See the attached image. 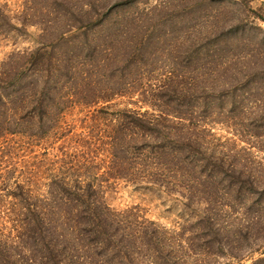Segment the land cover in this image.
<instances>
[{"label":"rangeland","instance_id":"rangeland-1","mask_svg":"<svg viewBox=\"0 0 264 264\" xmlns=\"http://www.w3.org/2000/svg\"><path fill=\"white\" fill-rule=\"evenodd\" d=\"M89 16L105 22L91 27ZM20 50L61 64L56 102L75 103L61 105L56 128L33 106L9 128L0 109V240L13 242L17 260L9 264H166L151 263L154 248L137 242L143 253L112 256L110 240L96 236L100 209L136 231L157 223L163 251L180 264L263 256L264 0H0V61ZM150 119L174 131L183 123L188 137L139 147ZM61 177L89 196L92 224L78 219L82 200L51 194ZM17 183L26 202L10 196ZM12 202L52 211L50 224L11 221Z\"/></svg>","mask_w":264,"mask_h":264},{"label":"trees","instance_id":"trees-1","mask_svg":"<svg viewBox=\"0 0 264 264\" xmlns=\"http://www.w3.org/2000/svg\"><path fill=\"white\" fill-rule=\"evenodd\" d=\"M104 16L99 18L89 16L87 18L88 24L91 25V27L102 25L105 22L103 20ZM39 57H42V55L39 54V50H20L12 52L5 60L0 61V109H4V116L6 115L5 121L8 122L9 128L19 125L18 123L12 125L15 123L14 118L18 115L19 111L28 112L30 106H33V108L38 107V110L42 109L38 113L41 118L45 117L43 113L53 115L52 120H55L54 128H56L55 126L59 120L57 117L60 116V113L62 112L61 105L68 108L71 103H75L70 95L63 96L61 104L56 102V89L60 86L58 71L63 69V67L61 64L39 60ZM58 100L60 99L58 98ZM106 100H109V98ZM168 115L170 114L167 113V116ZM138 117L143 121L140 116ZM165 118L169 121V117ZM145 127L148 130V138H150V141L147 139L139 141V143L136 144L139 147L142 146L145 148L146 146L148 148V146L154 145L155 143L162 146H170L171 144L166 143L167 140H174V142L182 141L183 144L185 138L188 137L187 134L184 133V130H182L184 127L183 123L178 124L177 129L174 131V128H171L170 125L167 126V124H163L159 120L150 119L145 121ZM10 132L16 133V131L12 129H10ZM120 142H122V140L115 139V141L110 143L108 151L115 149ZM79 145L82 147H89L91 141L83 140L80 141ZM89 151H91V153L93 152L90 147ZM70 169L72 168H68L69 172ZM60 180L61 185L56 183L57 187L50 184L51 188H54L53 190L51 189V194L54 195L55 192L60 194L61 197H63L65 205H71L73 204V201L79 202L80 200L83 201L82 206L88 204L89 200H83L82 198L83 195L85 198L89 197L84 190L81 193L78 191L73 192L71 186L65 184L67 182L64 177H61ZM74 182H76V185L74 186L79 185V182ZM48 185L49 183L47 186ZM11 195L14 197V200H24L25 202L26 200H29L28 195L25 194V186L23 184L17 183L16 189L10 191V196ZM24 196H26V198ZM73 196H75V198H73ZM84 206L79 209L78 219H81V217L84 216L83 218H86V223L92 224V213ZM88 208L92 209L91 206ZM95 208L97 209L96 206ZM8 209L10 213L6 212V216H10L9 219L14 222L17 221L30 226L32 224L49 225L51 221L52 211L48 212L47 210V213H43V211H40L33 202L29 203L24 212L20 210L16 202H12ZM100 210L102 211L99 214L100 217L98 224H96V236L99 237L98 234H102L110 240V248L111 246L115 247L114 252L111 253L112 256L120 257L121 253H123L126 258H132L138 253H143L142 251L144 249L137 250L132 246V244L137 242L141 245V248L145 247L146 244V246L149 247V251L152 247L154 248L155 252H151L152 254L148 255L150 257L149 259H151V263L157 262V260H160L159 258L164 257L163 260L166 264L169 262H171L170 264H180L177 262L178 258L172 257L173 251H169L168 249L163 251V247H161L163 242L161 236L163 235L164 229L161 230L160 226H155L154 228L150 226L158 225L157 223L155 224L154 222H151L150 225L141 227L136 231L135 228L134 230H132L131 227L126 228L127 225H123L121 221L109 213H106L103 216V209ZM104 211L110 212L106 209H104ZM73 216L75 217H71V219L76 220L77 215ZM206 217L210 218L209 216ZM76 222L78 224H84L81 221ZM211 228L212 230L214 229L213 226H211ZM127 229H131V231L127 233ZM14 246L13 242L8 241L7 239L0 240V264L5 262L8 264L9 262L15 263L17 261L16 255L13 254L12 250L14 249ZM157 252L162 256H157ZM253 264H264V252L263 256L255 260Z\"/></svg>","mask_w":264,"mask_h":264}]
</instances>
